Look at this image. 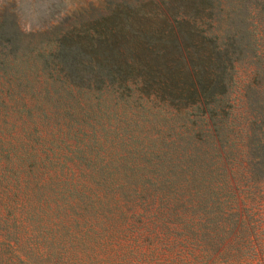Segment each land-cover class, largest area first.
Here are the masks:
<instances>
[{
	"label": "trees",
	"instance_id": "obj_1",
	"mask_svg": "<svg viewBox=\"0 0 264 264\" xmlns=\"http://www.w3.org/2000/svg\"><path fill=\"white\" fill-rule=\"evenodd\" d=\"M98 10L28 35L15 6L0 15L1 152L21 128L26 155L140 202V228L163 233L136 264H264V0ZM16 244L0 241V264H41Z\"/></svg>",
	"mask_w": 264,
	"mask_h": 264
},
{
	"label": "rangeland",
	"instance_id": "obj_2",
	"mask_svg": "<svg viewBox=\"0 0 264 264\" xmlns=\"http://www.w3.org/2000/svg\"><path fill=\"white\" fill-rule=\"evenodd\" d=\"M108 1L0 0V15L15 6L20 31L28 35L58 25L81 5L91 4L102 12ZM53 13H60L55 21ZM13 135L6 136V152L0 150V241L14 249L16 243L33 249L29 255L16 251L13 256L20 261L136 264L132 253L149 250L146 240L163 233L158 228L152 234L153 226L140 228L133 215L144 211L140 202L134 207L126 199L97 190L76 165L62 158L33 149L26 155L22 129ZM153 249H163L162 243L154 241Z\"/></svg>",
	"mask_w": 264,
	"mask_h": 264
},
{
	"label": "water",
	"instance_id": "obj_3",
	"mask_svg": "<svg viewBox=\"0 0 264 264\" xmlns=\"http://www.w3.org/2000/svg\"><path fill=\"white\" fill-rule=\"evenodd\" d=\"M21 32H22V30H21ZM22 33H24V32H22Z\"/></svg>",
	"mask_w": 264,
	"mask_h": 264
}]
</instances>
